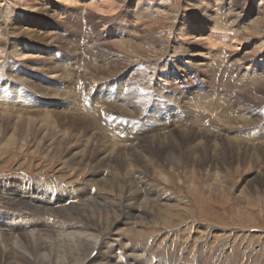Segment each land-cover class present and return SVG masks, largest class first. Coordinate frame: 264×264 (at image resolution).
<instances>
[{"label":"rangeland","instance_id":"374dc122","mask_svg":"<svg viewBox=\"0 0 264 264\" xmlns=\"http://www.w3.org/2000/svg\"><path fill=\"white\" fill-rule=\"evenodd\" d=\"M0 1V222L16 228L23 223L22 218L3 215L22 212H13L7 200L21 196L28 205L41 202L45 210L56 209L52 203L65 199L63 194L73 202L91 190L98 197L85 207L82 202L75 214L101 221L102 227L91 224L93 234L128 251L118 258L119 251L118 264H264V68L259 65L264 59V0H94L93 5L85 0ZM160 2L163 8L155 9ZM197 24L221 41L231 39V46L208 45L199 36L203 30L194 31ZM184 32L190 36L181 35ZM209 48L212 53L206 55ZM170 66L180 73L174 82L162 75ZM81 100L93 113L76 107ZM70 111L79 112L75 125L69 119L79 118ZM116 118L128 127V135L132 131L133 137L141 134L149 142L157 134L145 130L161 119L172 121L170 140L176 145L171 143V148L184 157L196 144L186 138L209 128L231 132L229 137L241 139L240 146L247 148L241 160L227 146L208 149L217 156L213 163L190 167L185 157L179 171L165 166L156 147L153 156L147 152L149 157L144 148H128L129 153L114 148L115 162L131 159L139 164L153 192L147 217H127L113 229L114 219L129 202L96 185L93 179L102 167L86 162L88 157L102 158L112 140L95 124L112 128ZM84 120L89 124L80 127ZM87 133L90 138L81 136ZM223 158L231 163L222 164ZM149 159L166 172L167 182L159 170L146 167ZM252 179L259 180L254 188L249 185ZM41 186L62 195L53 196ZM4 190L14 193L1 195ZM80 244L87 250L86 259L97 255L92 243ZM106 253L95 264H106Z\"/></svg>","mask_w":264,"mask_h":264},{"label":"bare ground","instance_id":"6f19581e","mask_svg":"<svg viewBox=\"0 0 264 264\" xmlns=\"http://www.w3.org/2000/svg\"><path fill=\"white\" fill-rule=\"evenodd\" d=\"M65 2H67L66 0H64ZM85 1H90L91 4H94V0H85ZM116 1V0H115ZM119 1V0H118ZM209 1V0H208ZM1 2V1H0ZM113 3V0H112ZM124 3V2H123ZM222 3V2H221ZM117 4V3H116ZM25 5V4H24ZM163 5V4H162ZM161 5V2L159 4H157L154 8L155 9H160L163 8V6ZM221 5V4H220ZM26 6V5H25ZM34 6V5H33ZM107 6V5H106ZM110 5H108L109 7ZM112 6V5H111ZM116 6V5H115ZM104 7V6H103ZM121 7V5H120ZM110 8V7H109ZM111 9V8H110ZM116 9V8H115ZM114 9V10H115ZM119 9V8H118ZM146 9V8H145ZM165 9V8H164ZM36 10V9H35ZM150 10V9H149ZM171 10V9H169ZM174 10V9H173ZM99 11V10H98ZM104 11V10H103ZM110 11V10H109ZM118 11V10H117ZM139 11V10H138ZM164 11V10H162ZM175 11V10H174ZM173 11V12H174ZM216 11V10H215ZM40 12V11H39ZM116 12V11H115ZM146 12V11H145ZM156 11H154L155 13ZM170 12V11H169ZM103 13V12H101ZM105 13V12H104ZM110 13V12H108ZM219 13V12H218ZM141 14V13H139ZM152 14V12H151ZM170 14V13H169ZM149 16H151L149 14ZM172 16V13H171ZM191 16V15H190ZM216 16V15H215ZM256 16V15H255ZM174 17H176L174 15ZM100 18V17H99ZM202 18V17H201ZM207 18V17H206ZM259 18V17H258ZM193 19V18H192ZM141 20V19H140ZM151 20V19H150ZM214 20V19H213ZM216 20V19H215ZM101 21V20H100ZM217 21V20H216ZM215 21V22H216ZM4 22V21H3ZM151 22V21H150ZM203 22V21H202ZM5 23V22H4ZM145 23V22H144ZM149 24V22H148ZM152 24V23H151ZM150 24V26H151ZM5 26V25H4ZM14 26V25H13ZM207 27V26H206ZM256 27V26H255ZM254 27V28H255ZM180 29V28H179ZM194 31L197 29V32L200 34L203 30V34L199 35L200 38H205L206 41L208 40V45L214 47L216 46L218 43H221L222 45H230L231 39L225 40L223 39V41L220 40L219 37L213 36L211 34H208V31L205 30V27L200 25H195V28H193ZM174 30V29H173ZM172 30V31H173ZM262 30V29H261ZM7 31V30H6ZM170 31V32H172ZM179 31V30H178ZM177 31V32H178ZM184 31V30H183ZM264 31V30H263ZM262 31V32H263ZM21 32V31H20ZM19 32V34H20ZM260 32V30H259ZM12 33V32H10ZM176 33V32H174ZM185 34H181L183 36H190L188 35V33L184 32ZM7 34V33H6ZM33 34V33H32ZM252 34V33H251ZM257 34V33H256ZM259 34V33H258ZM8 35V34H7ZM27 35V34H26ZM25 35V37H27ZM173 35V33H172ZM31 36V35H30ZM44 36V35H43ZM41 36V37H43ZM23 36V38H25ZM47 37V36H46ZM198 37V36H197ZM3 38V37H2ZM6 38V37H5ZM35 38V37H34ZM38 38V37H37ZM45 38V37H44ZM174 38V37H173ZM33 39V38H31ZM30 39V40H31ZM39 39V38H38ZM126 39V37H125ZM190 39V38H189ZM4 40V39H3ZM2 40V41H3ZM144 43V42H143ZM198 43V42H197ZM115 44V43H114ZM191 44V43H190ZM201 44V43H200ZM238 44V43H236ZM120 45V44H119ZM118 45V48H119ZM128 45V44H127ZM185 45V44H184ZM110 46V45H109ZM138 46V45H137ZM147 46V45H146ZM145 46V47H146ZM151 46V45H150ZM231 46V45H230ZM10 47V46H8ZM127 47V46H126ZM169 47V45H168ZM112 48V47H111ZM128 48V47H127ZM135 48V47H134ZM141 48V47H140ZM167 48V47H166ZM195 48V47H194ZM3 49V48H2ZM114 49V48H113ZM122 49V47H121ZM130 49V48H129ZM146 50V48H144ZM158 49V48H157ZM170 49V48H169ZM189 49V48H188ZM123 50V49H122ZM131 50V49H130ZM137 50V49H136ZM164 49H162L163 51ZM212 48H209L207 50H204L207 54L212 53ZM109 51V50H108ZM119 51V50H118ZM1 52V51H0ZM7 52V51H6ZM189 52V51H188ZM9 53V52H8ZM112 53V52H111ZM116 54V53H114ZM130 54V53H129ZM133 54V53H132ZM130 54V55H132ZM24 55V53L21 52V54H19V57ZM3 56V55H1ZM138 56V55H137ZM140 56V55H139ZM191 56V54H190ZM118 57V56H117ZM11 58V57H10ZM261 58H264L263 56H261ZM4 61V60H3ZM1 62V60H0ZM119 62V61H118ZM114 63V62H112ZM9 65V64H8ZM260 67L264 68V59H262L260 61ZM112 66V65H111ZM110 66V67H111ZM12 67V65H11ZM172 66L168 67V70L163 77L165 78V80L167 81H172L174 82L175 80L179 79L180 77V73L177 72V70H174L173 68H171ZM9 68V67H8ZM48 68V66H47ZM95 69V66H94ZM97 69H99V67H97ZM118 69V68H117ZM110 70V69H109ZM171 70V71H170ZM3 71V69H2ZM39 71V69H38ZM98 71V70H96ZM111 71V70H110ZM118 71V70H117ZM112 72V71H111ZM116 74V73H115ZM170 74L172 75L170 77ZM10 75V74H9ZM12 75V74H11ZM15 75V74H14ZM17 76V75H16ZM4 77V76H3ZM105 77V76H104ZM170 77V80H169ZM20 78V77H19ZM9 83V81H8ZM10 84V83H9ZM258 92V90H257ZM122 93V91L120 92ZM259 93V92H258ZM262 93V92H261ZM26 94V93H25ZM260 94V93H259ZM262 95V94H261ZM264 97V95H262ZM19 97V96H18ZM256 98V97H255ZM18 99V98H17ZM257 99V98H256ZM15 101V100H14ZM261 101V100H259ZM264 101V100H263ZM20 103V102H19ZM81 105L78 104L76 105L77 108L82 109L86 114L89 113H93V109H91V107L88 105V103H86L85 101L81 100L80 101ZM26 106V105H23ZM34 107V106H33ZM75 107V109H77ZM29 108V107H27ZM75 109H73L72 111H74ZM79 109V110H80ZM78 111V110H77ZM81 111V110H80ZM136 111V110H135ZM2 112V111H1ZM4 112V111H3ZM137 112V111H136ZM71 114H75L78 118H79V112H71ZM4 114V113H3ZM1 115V114H0ZM5 115V114H4ZM21 115V114H19ZM23 115V114H22ZM90 115V114H89ZM11 116V115H10ZM48 116V115H46ZM3 118V116H2ZM14 118V117H13ZM29 118V117H28ZM27 118V119H28ZM47 118V117H46ZM50 118V115L49 117ZM47 118V119H48ZM115 118V117H113ZM111 118V119H113ZM18 119V116H17ZM38 119V118H37ZM79 119H69L71 121V123H73L72 125H75V122L80 120ZM125 120H127L126 118H124ZM33 120V119H32ZM51 120V119H50ZM53 120V119H52ZM60 119H58L59 121ZM28 121V120H27ZM49 121V120H48ZM114 121V120H113ZM156 121V120H155ZM29 122V121H28ZM61 122V121H60ZM90 121L88 120H84L82 122V124L80 125V127H85V125L89 124ZM114 122H117L116 126H111L109 125H105L104 123L101 124H95V127H97L96 129H99L103 132H106L107 135L112 138V140L108 141L109 148H107L105 151L103 150L104 156L102 158L100 157H96V160H94V158H87L88 161L86 162L87 165H91V166H97V167H102V172L97 174V177H94V182L96 183V185H99L100 187H105L108 188L109 190H111L112 192H114L115 194H120L121 196H123L125 198V200L127 199L129 204L125 205V207L123 208L121 212V214L118 216L119 218L114 219L113 223H112V228L114 229L118 224H121L127 217H131V218H137L138 219H142V217H147L148 213L147 209L150 208V200L148 199V195L149 193L153 192L152 191V187L150 188L149 184L146 183L147 179L146 177H148L147 173H142L140 172V167L139 164L134 163V161L132 162L131 159H129L128 161H122L120 158H118V160H121L122 162L120 163H116L115 158L112 156L113 153H118V152H126L129 153L130 150L132 149H136V148H144L146 151L145 155L149 154L151 156H153V149L156 147L159 151L160 154L162 155V157H164L165 160V166L167 167H175L176 170L180 169L181 164H183L185 162V157L188 161V163L190 165H193L199 162L201 163V165H208L209 163H211L214 159L216 160L217 156H213V154L211 155L208 151V149H212L213 151H215L217 149V147H221V146H227V148L229 149V151L233 154V152H235V156H237V158L239 160H241L243 158V155L245 154V148H242L240 146L241 144V139L239 138H230L229 135L230 133H227L225 131H223L222 129L219 131L215 130L213 131V129H208L206 132L207 133H200L198 131H195V133H193L192 136L186 138L187 141L189 142H196V144L194 146H189L187 148V151L185 153V157L181 154L178 153L176 150L171 148V143L172 145L174 144V146L176 145L175 141L170 140V135L171 133L174 131H171V126H172V121L170 122H166L163 123V119L160 120V123L157 125L153 126V129L151 130H145L146 133L148 132H155L156 134L155 136L152 137V139L149 141L147 140H142L141 139V134H138L136 137H133L132 135V131L129 133L128 135V127H123L121 126L122 122L119 121L118 118H116V120ZM256 123V122H255ZM51 126L52 122L50 123ZM14 125V124H13ZM35 125V124H34ZM64 126V124H63ZM77 126V125H76ZM49 127V126H48ZM54 127V126H53ZM67 127V126H66ZM15 128V127H14ZM115 128V129H114ZM77 129V127H76ZM79 129V128H78ZM116 130H120L118 136L116 137L114 134L117 133ZM75 131V130H73ZM161 131H166L165 134L163 135H158V133H160ZM171 131V132H170ZM78 132V131H77ZM80 132V131H79ZM92 133V132H91ZM109 133V134H108ZM169 133V134H168ZM189 134V133H188ZM79 135V134H78ZM68 136V135H67ZM82 137L84 136H89L90 135L87 134H83L81 135ZM113 136V137H112ZM128 136V137H125ZM139 136V137H138ZM182 136V135H180ZM264 136V135H263ZM92 137V136H91ZM94 137V136H93ZM92 137V138H93ZM184 137V136H183ZM13 138V137H12ZM138 138V139H137ZM169 138V139H166ZM78 139V138H76ZM84 139V138H83ZM82 139V140H83ZM94 139V138H93ZM85 140V139H84ZM119 140V141H118ZM232 140V141H230ZM1 141V140H0ZM77 141V140H76ZM74 142V141H72ZM206 142V144L204 143ZM10 143V142H9ZM90 143V142H89ZM95 143V142H94ZM86 144V143H85ZM96 144V143H95ZM120 144H124L123 149L124 150H119ZM188 144V143H187ZM54 145V144H53ZM56 145V144H55ZM59 145V144H57ZM76 145V144H74ZM81 145V144H80ZM79 145V146H80ZM105 145V144H104ZM179 145V144H178ZM6 146V145H4ZM61 146V145H60ZM90 146V145H89ZM183 146V145H182ZM56 147V146H55ZM187 147V146H186ZM9 148V147H8ZM60 148V147H59ZM62 148V146H61ZM114 148H115V152H114ZM126 148V149H125ZM128 148L130 149L128 151ZM177 148V147H176ZM226 148V149H227ZM75 149V148H74ZM96 149V148H95ZM250 149V148H249ZM254 151H256V148H253ZM7 150V148H6ZM59 150V149H58ZM65 150V149H64ZM85 150V148L83 149ZM92 150V149H91ZM97 150V149H96ZM133 150V151H134ZM142 150V149H141ZM185 150V149H184ZM63 151V150H62ZM99 151V148H98ZM139 151V149H138ZM157 151V150H156ZM58 152V151H57ZM61 152V149L59 151V153ZM64 152V151H63ZM89 152V151H87ZM95 152V151H93ZM149 154H148V153ZM257 152V151H256ZM65 153V152H64ZM74 153V152H73ZM92 153V152H91ZM99 153V152H98ZM135 153V152H134ZM201 154V155H198ZM215 153V152H214ZM223 153V150H222ZM225 153V152H224ZM78 154V153H76ZM84 154V153H83ZM124 154V153H123ZM64 155V154H63ZM79 155V154H78ZM88 155V154H87ZM90 155V154H89ZM96 155V154H95ZM74 156L75 155H71ZM84 156V155H83ZM94 156V155H93ZM118 157L120 155H117ZM248 156V155H247ZM125 157V156H124ZM139 157V156H138ZM155 157V156H154ZM161 157V156H160ZM227 157V156H226ZM229 157V156H228ZM66 158V157H65ZM83 158V157H82ZM81 158V159H82ZM144 158V155H143ZM156 158V157H155ZM195 158H197L198 160H196ZM259 157H257L258 159ZM72 159V158H71ZM70 159V160H71ZM80 160H77V164H79L81 162ZM65 160V159H63ZM93 160V162H92ZM142 160V159H140ZM138 159V161H140ZM221 160V159H220ZM222 164H227V163H231L230 160H228L227 158H223L222 159ZM250 160V159H249ZM252 160V159H251ZM75 161V160H74ZM186 161V162H187ZM218 162V161H217ZM76 163V162H75ZM144 163V162H142ZM213 163V162H212ZM221 163V161H220ZM258 163V162H257ZM147 168H150L152 170H159L158 173L162 176L163 179H165L164 181H168V179L166 178V172H164L162 169V167L157 164L156 162L152 163V160L149 159L147 160ZM89 165V166H90ZM184 165V164H183ZM186 165V163H185ZM214 165V164H213ZM217 165V164H216ZM221 165V164H220ZM69 166V165H68ZM73 166V165H72ZM83 166V165H82ZM200 166V165H199ZM205 166V167H206ZM224 166V165H222ZM77 167V166H76ZM85 167V166H84ZM191 167V166H190ZM89 168V167H88ZM92 168V167H91ZM218 168V167H217ZM216 168V169H217ZM79 169V168H78ZM228 169V168H226ZM69 170V169H68ZM84 170V168H83ZM93 170V169H92ZM186 170V169H184ZM183 170V172H184ZM142 171V170H141ZM169 171V170H168ZM179 171V170H178ZM99 172V171H98ZM171 172V171H170ZM85 173V172H84ZM89 173V171H88ZM70 174V173H69ZM93 174V173H92ZM169 174V173H168ZM172 174V173H171ZM67 175V174H66ZM174 176V175H173ZM172 176V177H173ZM176 176V175H175ZM174 176V177H175ZM180 176V175H179ZM178 176V179H179ZM150 177V176H149ZM183 177V175H182ZM260 177V176H259ZM144 178L146 179V181L144 180ZM152 178V177H151ZM150 178V179H151ZM159 178V177H158ZM158 178L156 179V181L158 180ZM251 178V177H250ZM89 179V178H88ZM247 179V178H246ZM149 180V178H148ZM155 180V179H154ZM183 180V179H182ZM185 180V179H184ZM183 180V181H184ZM92 181V180H91ZM86 182V181H84ZM89 182V181H87ZM259 182V180L256 179H252L249 180V185L256 186L257 183ZM152 183V182H151ZM154 184L156 182H153ZM32 184V183H31ZM86 185L88 183H85ZM92 186L94 185L93 183H91ZM168 184V183H167ZM213 184V183H210ZM262 184V183H261ZM33 186H36L35 184H32ZM89 185V184H88ZM156 186V185H155ZM38 187V186H36ZM83 187V186H82ZM95 187V186H94ZM165 187V186H164ZM217 187V186H216ZM39 188H42L44 190H49V192L53 195V196H57V195H62L60 194L58 191L50 188V187H46V186H41ZM86 188V187H85ZM89 188V187H88ZM93 188V187H92ZM91 188V189H92ZM96 188V187H95ZM102 188V189H103ZM169 188V187H167ZM219 188V187H218ZM235 188V187H234ZM232 188V189H234ZM81 189V188H80ZM79 191H83L82 189ZM104 189V190H105ZM161 189V188H160ZM166 189V188H165ZM223 190L228 189L227 187L224 188V186H222ZM76 190L74 188V193H76ZM103 190V191H104ZM239 190V189H238ZM72 191V190H71ZM78 191V190H77ZM54 192H56V194H54ZM79 192V194H80ZM156 192V191H155ZM10 193H14V191L12 190H8V194L5 192V190L3 191L2 194L4 195H9ZM70 193V191H69ZM215 193V192H214ZM71 194V193H70ZM78 194V196H79ZM83 195H81V197H78V201H71V199L69 198V196H67L66 194L62 195V196H66L65 199L62 200H56L54 201V203H52V205L54 206V208L56 209H52L49 208L47 210H45L46 205L44 203L39 202L38 204H27L23 202L22 197L20 196V198H16L15 202H11L9 200H7L11 210H13V212L16 213L17 210H22V212H17L19 213V215H14L11 213H3V215L5 217H9V218H22L23 223L16 227H13L11 225H8L6 227L5 223L0 222V264H95V262L97 260H99L100 255L104 253L105 249L107 250L106 253V264H118V260H117V255L118 258L121 256V251L128 253V251L126 249H123L122 246H120L118 244V242H116L117 244H113L110 243V240H106L104 237L101 236H95L96 233L95 230H93L91 228V224L98 226H103V223L101 221L98 222H94V218L92 217H87L85 215H80V214H75L77 210H79L81 207V203L85 202V205H88L89 203H93V197H98V195H96L95 193H93V191L91 190H86L84 191V193H82ZM107 194V193H106ZM19 196V194H17ZM111 195V193H110ZM151 195V194H150ZM159 195V192H158ZM74 196V195H73ZM102 196V195H101ZM118 196V195H117ZM116 196V197H117ZM157 196V195H156ZM71 197V196H70ZM150 197V196H149ZM2 198H8L7 196H2ZM1 198V199H2ZM72 198V197H71ZM109 198V197H108ZM73 199V198H72ZM76 199V198H74ZM102 199V198H100ZM159 199V196H158ZM164 199V198H163ZM97 200V199H96ZM103 201V200H102ZM243 201V200H242ZM118 202V201H117ZM97 203V202H96ZM99 204V203H97ZM105 204V203H104ZM117 204V203H116ZM163 204V203H162ZM177 204V203H176ZM103 205V204H102ZM109 205V203H108ZM122 205V204H121ZM83 206V205H82ZM100 206V205H98ZM83 207V208H84ZM90 207V206H89ZM102 207V206H101ZM21 208V209H20ZM74 209V210H73ZM92 209V208H90ZM113 209V208H112ZM175 209V207H174ZM178 209V208H177ZM102 210V209H101ZM104 210V209H103ZM114 210V209H113ZM86 211V210H85ZM93 211V210H91ZM100 211V210H99ZM80 212V211H79ZM90 212V211H89ZM94 212V211H93ZM116 212V211H115ZM84 213V211H83ZM108 213V212H107ZM117 213V212H116ZM120 213V212H119ZM106 214V213H105ZM109 214V213H108ZM113 214V213H112ZM118 214V213H117ZM156 214V213H155ZM158 214V213H157ZM156 214V215H157ZM101 215V214H100ZM154 215V214H152ZM181 215V214H180ZM45 216V217H44ZM106 216V215H105ZM114 216V215H113ZM172 216V215H171ZM50 217V218H49ZM112 217V216H111ZM155 217V216H154ZM115 218V217H114ZM130 218V220H131ZM149 218V217H148ZM159 219V217H157ZM18 219V218H16ZM60 219H64L65 222L68 224L66 227L62 226V223L64 224L65 222H62L63 220H61V224H60ZM155 219V218H154ZM186 219V218H185ZM12 221L13 219H7ZM56 223L53 224L50 221ZM97 220V219H96ZM112 220V219H111ZM149 220V219H148ZM173 220V219H172ZM9 221V222H10ZM134 221V220H132ZM143 221V220H142ZM162 221V220H161ZM130 222V221H129ZM145 222V221H144ZM132 223V222H131ZM165 223V222H164ZM127 224V223H125ZM138 224V223H137ZM146 224H148L147 226H149V223L146 222ZM145 224V225H146ZM107 227V225H105ZM111 226V225H110ZM124 226V225H123ZM126 226V225H125ZM94 227V226H93ZM109 227V226H108ZM154 227V226H153ZM164 227V226H163ZM110 228V227H109ZM123 228V227H122ZM121 228V229H122ZM135 228V227H134ZM166 228V227H165ZM101 229V228H100ZM105 229V228H104ZM112 229V230H113ZM8 230V231H6ZM103 231V230H102ZM109 231V229H108ZM111 231V229H110ZM22 232L24 233V235H20L19 233ZM101 232V231H100ZM52 233H56L57 237H59L58 239H56L54 236V234ZM107 233V232H106ZM99 235V234H98ZM121 235V234H119ZM109 236V235H108ZM118 238V237H117ZM111 239V238H110ZM114 241V239H113ZM118 241V240H117ZM82 242H88V243H92V251H96L97 255L95 257H88V259H86L87 257V250L83 249V244H80ZM128 242V241H127ZM124 243V242H123ZM126 243V242H125ZM148 245V244H147ZM85 246V245H84ZM150 246V245H149ZM85 248V247H84ZM87 248V247H86ZM145 248V247H144ZM251 248V247H250ZM90 250V249H89ZM92 253V252H91ZM94 255V254H93ZM101 255V256H102ZM86 259V260H84ZM84 260V261H83ZM102 260V259H101ZM104 260V259H103ZM199 263V261H198ZM201 264V263H200Z\"/></svg>","mask_w":264,"mask_h":264}]
</instances>
